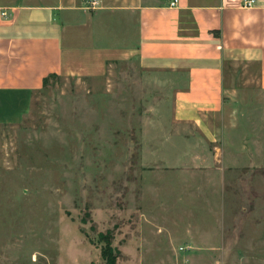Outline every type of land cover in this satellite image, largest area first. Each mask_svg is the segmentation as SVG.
Listing matches in <instances>:
<instances>
[{"label": "rangeland", "instance_id": "obj_1", "mask_svg": "<svg viewBox=\"0 0 264 264\" xmlns=\"http://www.w3.org/2000/svg\"><path fill=\"white\" fill-rule=\"evenodd\" d=\"M224 72L199 127L175 119L176 75L137 58L0 93V264H105L107 233L117 264H264L259 67Z\"/></svg>", "mask_w": 264, "mask_h": 264}, {"label": "crops", "instance_id": "obj_2", "mask_svg": "<svg viewBox=\"0 0 264 264\" xmlns=\"http://www.w3.org/2000/svg\"><path fill=\"white\" fill-rule=\"evenodd\" d=\"M172 1L101 0L90 11L86 0H0V93L40 90L51 74L98 76L130 58L176 75L175 119L198 127L228 101L227 63L256 64L264 93V0ZM132 33L134 43L121 41Z\"/></svg>", "mask_w": 264, "mask_h": 264}, {"label": "trees", "instance_id": "obj_3", "mask_svg": "<svg viewBox=\"0 0 264 264\" xmlns=\"http://www.w3.org/2000/svg\"><path fill=\"white\" fill-rule=\"evenodd\" d=\"M58 75L51 74L43 80V88H46L52 78H58ZM112 235L109 233L101 234L99 241L101 246V256L105 264H117L118 251L112 247Z\"/></svg>", "mask_w": 264, "mask_h": 264}, {"label": "built area", "instance_id": "obj_4", "mask_svg": "<svg viewBox=\"0 0 264 264\" xmlns=\"http://www.w3.org/2000/svg\"><path fill=\"white\" fill-rule=\"evenodd\" d=\"M177 3H178V0H173L170 3V6L175 7ZM99 4H101V0H87L85 8L89 10H95L98 8ZM256 4H257V0H244L243 1V6L247 8L255 7ZM6 14H7L6 12L3 13V15H6Z\"/></svg>", "mask_w": 264, "mask_h": 264}]
</instances>
